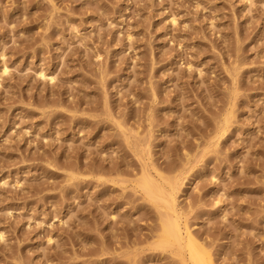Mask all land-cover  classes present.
<instances>
[{"label":"rangeland","instance_id":"374dc122","mask_svg":"<svg viewBox=\"0 0 264 264\" xmlns=\"http://www.w3.org/2000/svg\"><path fill=\"white\" fill-rule=\"evenodd\" d=\"M2 54L0 264H181L137 144L222 264H264V0H0Z\"/></svg>","mask_w":264,"mask_h":264},{"label":"bare ground","instance_id":"6f19581e","mask_svg":"<svg viewBox=\"0 0 264 264\" xmlns=\"http://www.w3.org/2000/svg\"><path fill=\"white\" fill-rule=\"evenodd\" d=\"M170 22L173 25L176 24V18L172 17ZM2 60L3 62L5 60L4 54H2ZM8 73L9 67L4 62L0 79ZM37 75L40 79L47 82L53 83L56 80L54 75L47 73L44 69L38 71ZM234 98L229 103L231 107L226 110L222 119L216 123L212 137L206 144V149L217 148L221 138L230 127ZM134 133L138 135L139 131L136 130ZM127 140L132 143V137L127 136ZM134 146L136 149L140 148V152L146 155V158L142 163L141 175L134 182L132 188L135 192L141 193L144 200L154 205L158 211L159 231L156 236L157 247L161 248L163 252H168L172 258L177 259L181 264H222L206 240L192 229L180 207L178 195L184 184L185 173L181 172L173 178H167L154 164L147 148L145 153L143 145L137 144ZM99 171L104 173L105 170L100 169ZM72 179H74L73 174L69 177V180ZM213 179L215 178L213 177ZM97 180L118 184L114 179H106L102 176L97 178ZM4 240L5 234L0 232V241L3 242Z\"/></svg>","mask_w":264,"mask_h":264}]
</instances>
